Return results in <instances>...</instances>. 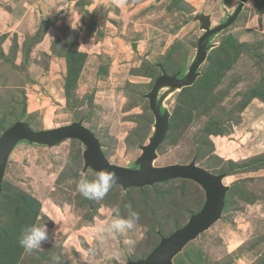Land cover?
Returning <instances> with one entry per match:
<instances>
[{
    "label": "rangeland",
    "instance_id": "374dc122",
    "mask_svg": "<svg viewBox=\"0 0 264 264\" xmlns=\"http://www.w3.org/2000/svg\"><path fill=\"white\" fill-rule=\"evenodd\" d=\"M36 2L0 0V136L18 121L40 131L82 120L111 164L133 168L153 132L145 95L161 70H188L203 34L193 18L209 16L217 26L240 0ZM210 43L195 82L163 100L170 128L153 166L195 158L226 174L229 191L221 219L173 263L264 264V0H248ZM83 151L76 140L13 148L0 198L2 234L29 202L32 224L52 233L41 249L23 250L18 264L140 260L203 206V191L188 180L125 191L113 185L103 200L86 199L76 181L96 173L84 169ZM129 205L139 215L133 229L99 231L113 209L127 217Z\"/></svg>",
    "mask_w": 264,
    "mask_h": 264
},
{
    "label": "water",
    "instance_id": "95a60500",
    "mask_svg": "<svg viewBox=\"0 0 264 264\" xmlns=\"http://www.w3.org/2000/svg\"><path fill=\"white\" fill-rule=\"evenodd\" d=\"M247 1L240 0L226 21L214 27H211L209 16L198 15L193 18L194 21L199 22L203 34L197 41V50L188 70L182 76L180 72L169 75L161 70V75L155 80L150 92L145 95L154 118L153 132L147 144L139 147L141 155L135 161L133 168H122L111 164L104 156L98 138L83 126L82 120L60 128L40 131H33L27 123L18 121L0 136V198L9 156L13 148L21 141L53 148L66 140H76L84 146L82 152L84 169L95 173L102 169L114 172L118 177L114 185L119 186L123 191L130 188L152 187L174 180L191 181L204 193L201 209L192 214L185 225L170 235L161 237L158 245L145 258L126 262V264H174L175 256L181 253L186 245L196 240L199 235L221 219L229 186L223 184L226 174L208 172L205 168L196 165L195 158L188 164L153 166L157 157L156 150L164 142L169 130L170 115L165 108H162L163 100L169 94L190 87L195 82L200 75L199 67L206 60L208 51L215 46L210 43L211 40L234 23ZM161 90L164 92L158 99L157 96Z\"/></svg>",
    "mask_w": 264,
    "mask_h": 264
},
{
    "label": "clouds",
    "instance_id": "9594fccd",
    "mask_svg": "<svg viewBox=\"0 0 264 264\" xmlns=\"http://www.w3.org/2000/svg\"><path fill=\"white\" fill-rule=\"evenodd\" d=\"M117 181L118 177L114 172L102 169L97 171L92 179L82 176L76 181V191L86 199L103 200ZM113 213L110 223L100 227L101 233H124L133 229L139 220L138 213L133 211L130 205L127 217L120 215L118 207L113 209ZM51 239L52 233L49 232L46 224H29L22 228L18 243L25 251L32 252L41 249L42 245L50 242ZM54 259L59 261V257H54Z\"/></svg>",
    "mask_w": 264,
    "mask_h": 264
},
{
    "label": "trees",
    "instance_id": "16d2710c",
    "mask_svg": "<svg viewBox=\"0 0 264 264\" xmlns=\"http://www.w3.org/2000/svg\"><path fill=\"white\" fill-rule=\"evenodd\" d=\"M169 128H170V124H169ZM181 181H184V180H181ZM156 185H159V184H156ZM1 198H2V194H1ZM29 200L30 198L27 199L25 202H23L22 205L27 204ZM225 200H226V197H225ZM0 203H1V200H0ZM29 204L30 205L25 206V208L20 207V205L17 207L16 211H17L18 217L20 218L18 219L16 215H14L13 218L15 217L16 218L14 220L11 219L10 224H9V227H10L9 234H5V233L2 234V230L0 229V264H18L20 261L22 252L24 250L18 243L20 232L25 225L32 224L33 218L35 219L36 217V214L33 215L29 210V207H31L32 203L29 202Z\"/></svg>",
    "mask_w": 264,
    "mask_h": 264
},
{
    "label": "crops",
    "instance_id": "0c3cea01",
    "mask_svg": "<svg viewBox=\"0 0 264 264\" xmlns=\"http://www.w3.org/2000/svg\"><path fill=\"white\" fill-rule=\"evenodd\" d=\"M42 2V0H37V2L36 3H34V6L35 7H38L39 6V4Z\"/></svg>",
    "mask_w": 264,
    "mask_h": 264
}]
</instances>
